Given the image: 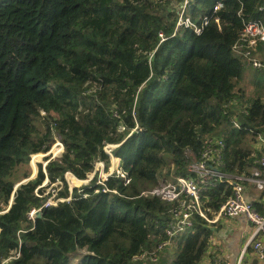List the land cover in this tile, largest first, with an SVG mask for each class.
Listing matches in <instances>:
<instances>
[{
    "label": "trees",
    "instance_id": "16d2710c",
    "mask_svg": "<svg viewBox=\"0 0 264 264\" xmlns=\"http://www.w3.org/2000/svg\"><path fill=\"white\" fill-rule=\"evenodd\" d=\"M182 2L0 0V264H140L136 255L167 238L175 206L142 191L189 176L188 149L199 155L216 136L225 143L222 173L257 166L264 100L244 111L233 103L244 98L245 63L232 47L249 21H264L263 0H190L197 24L212 16L201 34L177 27ZM56 137L62 155L15 190ZM107 144H118L129 184L115 175L99 184L96 175L70 201L30 217L46 179L64 181L59 195L68 196L67 172L86 179L98 161L108 169ZM232 193L229 181H216L203 198L215 211ZM213 233L196 214L173 239V256L167 246L144 263L199 264Z\"/></svg>",
    "mask_w": 264,
    "mask_h": 264
},
{
    "label": "built area",
    "instance_id": "2783aa9c",
    "mask_svg": "<svg viewBox=\"0 0 264 264\" xmlns=\"http://www.w3.org/2000/svg\"><path fill=\"white\" fill-rule=\"evenodd\" d=\"M189 3L190 0H183L179 11L177 27H192L197 34H201L204 26L208 25L211 21L212 16H204L201 25L197 24L187 13ZM221 6V3L214 6L213 15L221 8ZM260 10L264 11V0L263 4L260 6ZM160 36L163 40V33H160ZM259 42H264V21L251 20L245 25L240 39L233 45L232 50L234 54L244 61L245 64L251 65L254 68H261L263 63L256 54V48ZM233 125L236 128H241V124L238 120H234ZM123 129L124 128L122 127L121 130ZM258 139L262 143V149L256 160L257 166L252 169L251 175L249 176L227 175L222 173L220 167L224 164L223 149L225 143L220 137H207L199 155H195L189 149L186 151V154L190 159L187 165L188 171L191 173L189 176H178L174 181L160 183L151 190L142 191V195L157 196L163 201L174 204L175 206L171 210L172 219L166 228L167 238L159 244L157 250L144 251L139 255H136L134 259L142 262L140 264H145L144 262L148 261H158V251L167 246H171L173 239L176 236L192 228L194 225V215L198 214L211 226L223 217L235 218L238 216H244L254 225L255 228L248 246L251 245L256 256L264 261V241L258 238L261 233H264V211L261 212L256 207L254 201L248 199L244 185L245 180H250L255 183L259 190H264V176L261 169L264 168V134H258ZM56 141L57 143L54 146H58V148L61 149L58 153H60L62 149L64 151L63 143L57 137L55 142ZM116 146H118V144H107L105 146V151L111 159V165L108 169L105 167L104 162L98 161L95 165V169L87 176V178H78L80 182L74 186L71 184V177L76 176L72 172H67L65 174V181L68 184L70 191L68 196L59 195V192L64 186V181L62 180L50 183L49 179H47L48 184L58 186L56 189L51 188L52 190L50 189L46 192H40V188L45 187L44 184L36 188V194L43 197L45 200L40 208L32 209L30 217L34 218L37 212L45 207L57 205L59 202L70 201L72 199L73 189L81 188L84 185L90 184L95 180L97 171H99V184H104V181L114 175L123 178L125 183L129 184L131 181L129 172L121 166L120 158L116 157L113 153V149ZM52 148L53 147H51V149ZM48 152L43 153L44 158L49 156ZM53 159L55 158L50 157L46 159L44 162V171H46L47 163ZM216 181H229L232 185L233 193L217 210L214 211L211 207L206 205V200L203 198V191ZM104 191L117 192L115 189L108 188H105ZM244 253L245 251L242 252L239 259L234 263L228 260H219L217 261V264H244Z\"/></svg>",
    "mask_w": 264,
    "mask_h": 264
},
{
    "label": "crops",
    "instance_id": "0c3cea01",
    "mask_svg": "<svg viewBox=\"0 0 264 264\" xmlns=\"http://www.w3.org/2000/svg\"><path fill=\"white\" fill-rule=\"evenodd\" d=\"M256 52L263 66L261 68H254L251 65L245 64L243 75L239 83V87L244 90V98H238L233 102L238 106L239 111H244L249 106V102L252 99L259 97L264 100V42L258 43ZM260 85H262L263 88L259 89V87H261ZM253 148L255 150L254 154L258 156L262 149V143L258 138L253 142ZM253 168L254 167L251 168L250 174L242 175H251ZM261 169L264 176V168ZM244 185L248 199L253 200L256 207L263 212L264 190H259L255 183L250 180H245ZM211 227L214 229V233L211 237L208 249L199 264H217L219 260H228L234 263L239 259L243 251H245L244 264H264V261L256 256L252 246H248L255 228L244 216L235 218L223 217ZM258 238L264 241V233H261ZM176 246L175 242L169 246L171 256L177 251ZM77 262L78 260L75 261V263Z\"/></svg>",
    "mask_w": 264,
    "mask_h": 264
},
{
    "label": "rangeland",
    "instance_id": "374dc122",
    "mask_svg": "<svg viewBox=\"0 0 264 264\" xmlns=\"http://www.w3.org/2000/svg\"><path fill=\"white\" fill-rule=\"evenodd\" d=\"M261 87H259V89L260 88H263V86L262 85H260ZM250 102H252V100L250 101ZM249 102V103H250ZM57 143V141L53 144V148L48 152V155L49 156H46L47 158H50V157H53V158H57V157H59V156H61V154H62V152H63V149H62V151L60 152V153H58L61 149H59L58 148V146H54L55 144ZM42 158V159H41ZM46 161V158H44L43 157V153H37V154H35L34 156H33V158L31 159V161H30V164H29V168H30V171L32 172V173H35V172H37L36 173V176H37V174H38V171H39V164H42L43 165V170H44V162ZM110 165H111V163H110ZM96 175L98 176L99 175V171H97L96 172ZM172 180L171 179H166V178H161L160 179V183H168V182H171ZM90 183V182H89ZM159 183V184H160ZM44 185H45V192L46 191H48V190H50L51 188L52 189H56L58 186H56V185H52V184H48V181H47V179L44 181V183H43ZM74 186V185H73ZM82 188V187H81ZM81 188H79V189H81ZM51 189V190H52ZM176 249H177V246H176ZM75 261L76 260H74V262H73V264L75 263Z\"/></svg>",
    "mask_w": 264,
    "mask_h": 264
},
{
    "label": "water",
    "instance_id": "95a60500",
    "mask_svg": "<svg viewBox=\"0 0 264 264\" xmlns=\"http://www.w3.org/2000/svg\"><path fill=\"white\" fill-rule=\"evenodd\" d=\"M36 173H37V172L32 173L31 176H30L29 178H27V179L23 180L22 182L18 183V184L16 185V187H15V190H16V188H17L20 184H22V183H24V182H27V181H29V180L32 179V178H35V177H36ZM12 201H13V198L11 199V202H10L9 207L11 206ZM41 215H42V212H41V211H38L37 214L35 215V217H40Z\"/></svg>",
    "mask_w": 264,
    "mask_h": 264
},
{
    "label": "bare ground",
    "instance_id": "6f19581e",
    "mask_svg": "<svg viewBox=\"0 0 264 264\" xmlns=\"http://www.w3.org/2000/svg\"><path fill=\"white\" fill-rule=\"evenodd\" d=\"M80 180L76 177H71V184L72 185H77L79 184Z\"/></svg>",
    "mask_w": 264,
    "mask_h": 264
}]
</instances>
